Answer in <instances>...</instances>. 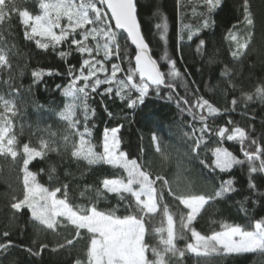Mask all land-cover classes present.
I'll list each match as a JSON object with an SVG mask.
<instances>
[{
  "label": "trees",
  "instance_id": "trees-1",
  "mask_svg": "<svg viewBox=\"0 0 264 264\" xmlns=\"http://www.w3.org/2000/svg\"><path fill=\"white\" fill-rule=\"evenodd\" d=\"M45 1L4 0L0 9V110L8 93L15 105L14 154H0V264H92L91 230L58 215L48 226L15 205L25 171L29 183L54 191L76 214L141 221L148 257L165 250L171 234L173 264H264V249L189 248L200 247L194 231H248L259 222L264 232V0H134L161 83L141 78L137 50L103 0H74L88 21L62 15L54 21L58 37L39 34L26 19L42 14ZM104 11L111 34L101 26ZM143 82L137 100L132 84ZM112 128L125 157L152 183L154 211L130 191L105 186L123 176L103 157L102 133ZM81 138L98 159L76 154ZM229 179L232 189L214 197ZM179 196L209 199L190 218Z\"/></svg>",
  "mask_w": 264,
  "mask_h": 264
},
{
  "label": "rangeland",
  "instance_id": "rangeland-1",
  "mask_svg": "<svg viewBox=\"0 0 264 264\" xmlns=\"http://www.w3.org/2000/svg\"><path fill=\"white\" fill-rule=\"evenodd\" d=\"M3 2L4 0H0V9ZM62 15L80 23L88 21L85 11L79 8L74 0H46L45 11L42 14H27L26 19L33 23L39 34L58 37L60 36L59 27L54 21ZM100 15L104 33L111 34L115 32L110 27L106 12L104 11ZM192 32H194V29L188 31V33ZM91 37L98 51L103 52L104 47L94 32L91 33ZM237 37L236 34H233L231 38L235 41L236 47H242L243 43ZM4 60V55L0 53V65L4 63ZM127 81L132 83L130 78H127ZM123 84V81L119 82L120 88L124 86ZM132 85L139 96L137 100H140L147 89L146 83H133ZM14 110L13 95L8 93L2 96L0 154H14L11 122V115ZM102 147L105 161L123 170L122 177L106 179L105 186L109 190L130 191L146 210L154 211L156 202L152 183L138 165L128 160L120 150L117 128L103 131ZM76 154L90 160L98 159L91 146L83 138L80 139ZM226 157L225 153L221 152L217 156V161L225 166ZM29 176L30 173L25 171L23 176L24 197L16 201L15 205L30 207L33 215L48 226L52 225L54 216L58 215L79 227L91 230L94 233L89 252L92 264H173L178 257L171 241V234L167 237L165 250L164 248L162 250H152L151 256L148 257L145 245L142 242L143 225L141 221L134 218L107 216L95 211H91L87 215L76 214L64 201L55 197L54 191L44 192L40 187L29 183ZM231 189L232 181L229 179L224 182L214 197L221 196ZM208 199L202 196H179L180 202L188 208L190 218L195 216L202 204ZM194 235L200 247L190 244L189 248L196 254L204 253V251L216 247H222L227 252L264 249V232L259 222H256L253 229L248 231L242 230L238 226H232L207 236L195 231Z\"/></svg>",
  "mask_w": 264,
  "mask_h": 264
},
{
  "label": "water",
  "instance_id": "water-1",
  "mask_svg": "<svg viewBox=\"0 0 264 264\" xmlns=\"http://www.w3.org/2000/svg\"><path fill=\"white\" fill-rule=\"evenodd\" d=\"M103 3L115 29L124 32L135 46V65L141 78L148 82L161 83L160 70L151 58L138 27L134 0H103Z\"/></svg>",
  "mask_w": 264,
  "mask_h": 264
}]
</instances>
